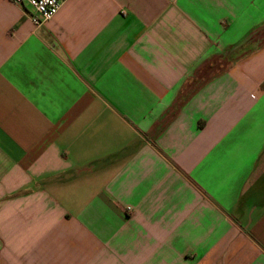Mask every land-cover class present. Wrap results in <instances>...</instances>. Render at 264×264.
Instances as JSON below:
<instances>
[{"label":"crops","instance_id":"obj_1","mask_svg":"<svg viewBox=\"0 0 264 264\" xmlns=\"http://www.w3.org/2000/svg\"><path fill=\"white\" fill-rule=\"evenodd\" d=\"M32 12L0 0V264H264V0Z\"/></svg>","mask_w":264,"mask_h":264},{"label":"built area","instance_id":"obj_2","mask_svg":"<svg viewBox=\"0 0 264 264\" xmlns=\"http://www.w3.org/2000/svg\"><path fill=\"white\" fill-rule=\"evenodd\" d=\"M17 5H26L32 9L29 14L31 22L40 27L43 23L52 19L60 9L61 5L67 0H9ZM130 212V208H126Z\"/></svg>","mask_w":264,"mask_h":264},{"label":"rangeland","instance_id":"obj_3","mask_svg":"<svg viewBox=\"0 0 264 264\" xmlns=\"http://www.w3.org/2000/svg\"><path fill=\"white\" fill-rule=\"evenodd\" d=\"M220 66H221V64H220V62H218L217 61V59H212L211 61H210V63H209V65H208V67H211L210 69H211V71H210V76L212 75V74H214V73H216L217 72V70H220ZM208 74V73H207ZM206 74V75H207Z\"/></svg>","mask_w":264,"mask_h":264},{"label":"trees","instance_id":"obj_4","mask_svg":"<svg viewBox=\"0 0 264 264\" xmlns=\"http://www.w3.org/2000/svg\"><path fill=\"white\" fill-rule=\"evenodd\" d=\"M263 38H264V37H263ZM263 38L261 39L262 41H263ZM202 75H205V76H206V73H203ZM204 82H205V80H203V81H201V82H198V87H199L200 85H202ZM196 89H197V87H196ZM196 89H193V90L191 91L190 94H192Z\"/></svg>","mask_w":264,"mask_h":264}]
</instances>
